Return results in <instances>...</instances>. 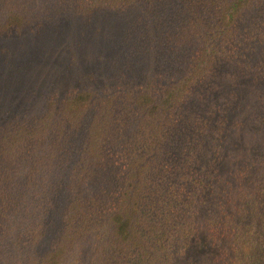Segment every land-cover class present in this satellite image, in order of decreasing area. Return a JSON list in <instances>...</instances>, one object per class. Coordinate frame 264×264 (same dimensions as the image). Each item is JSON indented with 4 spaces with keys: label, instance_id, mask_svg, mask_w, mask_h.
Returning a JSON list of instances; mask_svg holds the SVG:
<instances>
[{
    "label": "trees",
    "instance_id": "16d2710c",
    "mask_svg": "<svg viewBox=\"0 0 264 264\" xmlns=\"http://www.w3.org/2000/svg\"><path fill=\"white\" fill-rule=\"evenodd\" d=\"M133 5L141 77L0 118V264H264V0H0V36Z\"/></svg>",
    "mask_w": 264,
    "mask_h": 264
},
{
    "label": "rangeland",
    "instance_id": "374dc122",
    "mask_svg": "<svg viewBox=\"0 0 264 264\" xmlns=\"http://www.w3.org/2000/svg\"><path fill=\"white\" fill-rule=\"evenodd\" d=\"M137 10L133 5L101 11L89 21L56 17L1 35L0 118L36 112L43 96L52 92L89 84L98 89L121 76L141 77L152 61L150 54L135 49L142 27Z\"/></svg>",
    "mask_w": 264,
    "mask_h": 264
}]
</instances>
